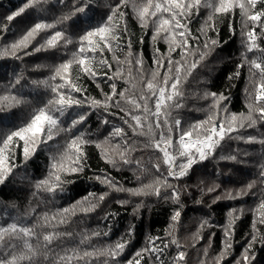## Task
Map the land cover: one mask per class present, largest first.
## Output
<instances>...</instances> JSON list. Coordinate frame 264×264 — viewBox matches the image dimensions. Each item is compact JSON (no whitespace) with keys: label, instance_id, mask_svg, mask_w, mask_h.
Segmentation results:
<instances>
[{"label":"snow or ice","instance_id":"obj_1","mask_svg":"<svg viewBox=\"0 0 264 264\" xmlns=\"http://www.w3.org/2000/svg\"><path fill=\"white\" fill-rule=\"evenodd\" d=\"M237 14L242 50L227 75V88L212 91L213 68L224 59L218 51L219 23L229 20L227 27L235 35ZM18 18L22 23L13 26ZM195 20L200 24L194 30ZM130 22L138 25L139 35ZM10 30L14 38L2 42ZM0 33V60L18 62V70L13 67L0 85V184L39 151L47 154L46 174L31 182L23 211L9 203L0 212V264H121L135 225L102 244L93 241L109 238L111 223L106 229L80 227L83 218L103 210L114 194L127 197L115 200L121 207L139 201L134 215L148 198L173 205L164 235H147L125 264H188V246L179 236L185 199L210 211L222 200L257 198L249 209L250 239L235 260L253 264L254 245L264 244V133L251 135L248 130L264 127V0H17L0 20ZM37 54L49 62L32 65L30 75L25 61ZM213 58L217 64L209 63ZM86 80L95 85L96 95ZM193 80L203 87L189 91ZM240 80L246 110L236 112L230 107L231 89ZM190 97L207 106L188 109ZM93 116L95 128L89 123ZM234 141L260 146L261 161L250 166L256 169L255 178L237 180L240 186L229 188L218 182L226 174L216 168L210 183L202 173L195 184L186 182L197 167L217 156L218 163L246 165L250 153L239 147L226 150ZM90 147L105 168L87 179L102 190L58 206L57 197L76 183L72 177L91 170ZM108 168L130 169L135 186L126 187ZM226 178L231 180L232 174ZM34 200L53 207L38 211ZM244 213L243 206L227 211L222 247L211 254L213 232L200 250L199 264H224ZM115 215L105 212L100 219L107 222ZM215 226L207 213L200 217L192 246Z\"/></svg>","mask_w":264,"mask_h":264},{"label":"trees","instance_id":"obj_2","mask_svg":"<svg viewBox=\"0 0 264 264\" xmlns=\"http://www.w3.org/2000/svg\"><path fill=\"white\" fill-rule=\"evenodd\" d=\"M100 3H103V0H99ZM17 5V0H0V20L7 13L9 8H14ZM231 19V18H229ZM229 20H225L222 23H219L220 28V39L222 42V47L218 50L220 55L224 58L223 62L219 64V67L213 68V76L211 90H225L228 86L227 75L230 71L234 69V64L238 62L239 52L242 50L240 48V24L239 16L232 21L233 27L235 29V35H233L228 27ZM22 23V21L17 19L14 22L16 24ZM200 21L195 20L192 24V28L195 30L199 27ZM130 27L133 31L139 35V27L134 23L130 22ZM3 35V33H0ZM11 30L7 36L4 37L2 42L6 43L13 39ZM224 41H227L225 44ZM145 56L150 58L151 48L145 47ZM49 62L41 54H37L31 59L25 61L26 65L29 68V74L32 75L31 68L32 65L36 63ZM210 64H217L218 61L213 58L209 61ZM13 67H17L18 62L12 60H0V85L7 82V73L11 72ZM202 74L207 75L206 70H202ZM44 75H47V72H44ZM35 78V76H34ZM2 83V84H1ZM92 95H96L98 90L95 88V85L91 81H85ZM243 80L236 82L237 86L231 89L232 103L230 105L232 111H245L243 96L241 94L243 88ZM198 87H203L202 85L198 86L196 81L193 80L189 85V91H196ZM107 91V88H105ZM188 109L194 107H206L207 102L197 101L194 98L190 97L187 101ZM19 114V113H18ZM191 116L203 119V113L191 112ZM96 117L93 116L89 121L93 125V128L96 127L95 124ZM264 133V127L259 128L258 130H248V134L258 135ZM239 147L243 151H247L251 154L249 158L246 159V165L233 164L232 162H217L219 157L216 159H209L205 161L201 166L197 167L196 172L192 175L191 179L187 180L188 184H195L197 174H204L205 178L209 183L215 179L213 175L216 168H219L223 171L226 176L232 174V179L229 180L225 177H221L222 182L226 187H239L240 184L236 183L237 180H243L247 182V179L255 178L254 173L256 172L255 168L250 167L251 165L258 164L261 161V148L258 144L254 146H248L243 143L237 144L235 141L231 143L230 147L226 146L227 151L236 149ZM91 165V170L86 171L84 176L72 179L76 180L75 184L69 185L67 192L64 196L57 197L58 206L64 207L69 203L73 202L76 199H79L81 196L85 195L88 191L99 192L102 190V186L94 181H89L88 176L92 175L97 169L105 168L103 161L99 159L98 152L94 147L88 149ZM135 155H139L136 153ZM147 155V154H145ZM17 163H20V158H17ZM46 164H47V154L44 151H39L38 154L28 163L26 167L21 166L14 170L13 174L5 181L4 184H0V212L3 211L5 206L9 203H16L20 210L23 211L24 207L29 201L32 192L31 182L41 178L46 174ZM116 180L123 183L126 187L135 186L134 178L132 176V171L130 169H124L122 171H116L114 169H107ZM247 178V179H245ZM198 196L199 194L196 193ZM127 198L124 194H114L112 199L103 206V210H98L96 213L92 214L89 217L83 218L84 224L80 227H89V228H105L106 224H112V232L110 237L107 239H100L98 241H93V243H109L118 239L121 234H123L129 225H135V235L132 240L131 246L126 249L124 254V260L121 264H125V261L131 257L135 250L139 249L144 245V241L147 235L153 236H163L164 229L168 226L169 218L173 209L171 202H165L163 199L156 200V198H148L145 201V207H143L138 215L133 214V206L135 203H138V200H133L129 205L121 207L115 203L116 199H125ZM46 199V198H44ZM206 203L211 202V197H205ZM184 203L186 208L182 213L183 224L179 230V236L182 243L186 244L187 247V261L188 264H199V260L203 258L202 248L207 244L208 237L215 232V236L212 237V255H215L216 252L222 247L223 232L221 231V226L226 222V213L230 208L236 207L239 208L243 206L245 208L244 215L237 220L235 235L233 237V248L231 254L226 257L224 264H235V260L240 257V254L243 252V249L246 247L248 240L250 239L251 231V222H252V213L249 211L250 208L255 207L258 203L257 198L253 196L245 197L243 200H222L217 204L213 205L211 210L201 209V206L194 205L191 199H185ZM34 205L38 206V211L51 210L52 205L48 204L47 206L43 203L33 201ZM105 212L116 213L109 221L105 222L100 219ZM211 216V222L215 227L211 229H205L203 235L204 240L200 241L195 247L192 246L191 235L196 231V228L199 224L200 217L205 214ZM76 227V225H74ZM264 231V229H261ZM253 254L255 255V260L253 264H264V244L257 242L254 245Z\"/></svg>","mask_w":264,"mask_h":264},{"label":"rangeland","instance_id":"obj_3","mask_svg":"<svg viewBox=\"0 0 264 264\" xmlns=\"http://www.w3.org/2000/svg\"><path fill=\"white\" fill-rule=\"evenodd\" d=\"M2 84V83H1Z\"/></svg>","mask_w":264,"mask_h":264}]
</instances>
